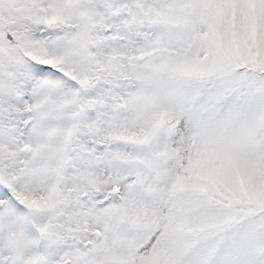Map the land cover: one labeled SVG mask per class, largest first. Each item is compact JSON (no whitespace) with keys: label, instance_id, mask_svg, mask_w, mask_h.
Segmentation results:
<instances>
[{"label":"snow or ice","instance_id":"obj_1","mask_svg":"<svg viewBox=\"0 0 264 264\" xmlns=\"http://www.w3.org/2000/svg\"><path fill=\"white\" fill-rule=\"evenodd\" d=\"M0 264H264V0H0Z\"/></svg>","mask_w":264,"mask_h":264}]
</instances>
